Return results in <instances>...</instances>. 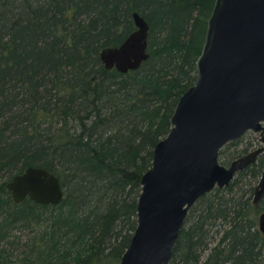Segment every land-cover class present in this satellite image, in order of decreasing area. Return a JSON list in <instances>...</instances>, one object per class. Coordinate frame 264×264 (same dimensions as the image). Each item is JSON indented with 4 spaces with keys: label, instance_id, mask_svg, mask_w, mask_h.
Wrapping results in <instances>:
<instances>
[{
    "label": "trees",
    "instance_id": "obj_1",
    "mask_svg": "<svg viewBox=\"0 0 264 264\" xmlns=\"http://www.w3.org/2000/svg\"><path fill=\"white\" fill-rule=\"evenodd\" d=\"M213 1L0 0V264H120ZM133 11L149 25V55L107 69L99 51L135 28ZM239 140L220 162L240 156L223 158ZM30 165L58 177L57 204L13 201L5 183ZM263 168L261 153L189 207L169 264H264V195L252 200Z\"/></svg>",
    "mask_w": 264,
    "mask_h": 264
},
{
    "label": "water",
    "instance_id": "obj_2",
    "mask_svg": "<svg viewBox=\"0 0 264 264\" xmlns=\"http://www.w3.org/2000/svg\"><path fill=\"white\" fill-rule=\"evenodd\" d=\"M131 15L135 28L99 51L107 69H135L149 55V25L138 11ZM195 65V81L179 96L170 128L140 177L136 226L120 264H169L189 207L264 152V0H214ZM248 130L258 133L259 145L220 162L219 150ZM5 188L15 202L29 197L57 204L63 196L58 177L36 165L14 174ZM263 195L264 168L253 202ZM257 223L264 234V210Z\"/></svg>",
    "mask_w": 264,
    "mask_h": 264
},
{
    "label": "rangeland",
    "instance_id": "obj_3",
    "mask_svg": "<svg viewBox=\"0 0 264 264\" xmlns=\"http://www.w3.org/2000/svg\"><path fill=\"white\" fill-rule=\"evenodd\" d=\"M258 145H259L258 133L248 130L240 137V140L237 144L224 148L225 152L223 158L225 159L226 157L231 156V154H237V156L242 155L243 153H245V151L247 152L249 150H252ZM244 148L246 149L245 151H243ZM220 159L224 161V159L222 158ZM231 160L232 159H229L228 161H224V164H228ZM259 176H257L256 178V183L258 181ZM2 180H4V176H0V182Z\"/></svg>",
    "mask_w": 264,
    "mask_h": 264
},
{
    "label": "flooded vegetation",
    "instance_id": "obj_4",
    "mask_svg": "<svg viewBox=\"0 0 264 264\" xmlns=\"http://www.w3.org/2000/svg\"><path fill=\"white\" fill-rule=\"evenodd\" d=\"M239 138H240V137H239ZM237 139H238V138H237ZM234 140H235V139H234ZM227 143H228V142H227ZM227 143H226V144H227ZM249 151H250V150H249ZM247 152H248V151H247ZM262 153H264V152H262ZM260 154H261V153H260Z\"/></svg>",
    "mask_w": 264,
    "mask_h": 264
}]
</instances>
